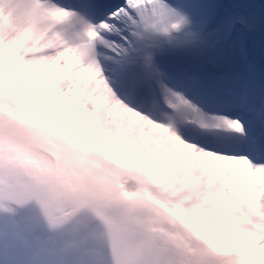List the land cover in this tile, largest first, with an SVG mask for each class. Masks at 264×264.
<instances>
[{
	"label": "snow or ice",
	"instance_id": "obj_1",
	"mask_svg": "<svg viewBox=\"0 0 264 264\" xmlns=\"http://www.w3.org/2000/svg\"><path fill=\"white\" fill-rule=\"evenodd\" d=\"M98 124L177 201L189 264H264V0H0V180L108 147Z\"/></svg>",
	"mask_w": 264,
	"mask_h": 264
},
{
	"label": "clouds",
	"instance_id": "obj_2",
	"mask_svg": "<svg viewBox=\"0 0 264 264\" xmlns=\"http://www.w3.org/2000/svg\"><path fill=\"white\" fill-rule=\"evenodd\" d=\"M29 8H17L13 22L24 23ZM41 155L48 167L19 171L15 187L0 180V264H189L160 222L134 215L135 201L115 183L52 151Z\"/></svg>",
	"mask_w": 264,
	"mask_h": 264
},
{
	"label": "rangeland",
	"instance_id": "obj_3",
	"mask_svg": "<svg viewBox=\"0 0 264 264\" xmlns=\"http://www.w3.org/2000/svg\"><path fill=\"white\" fill-rule=\"evenodd\" d=\"M71 143V150L66 153V157L71 163L73 170L81 173L93 175L99 178L110 180L115 183L119 194L135 201L134 215L137 218L158 221L160 231L173 243L188 251L197 247L194 241L186 236L184 230L170 222L168 209L175 207L177 201L174 199L163 200L161 189L152 184L149 175H144L143 181L137 184L130 181L128 170L124 166L116 164L115 159L105 156L101 152L95 151L90 144ZM41 153V148L36 149ZM127 181V186H135V192L131 195L125 192L122 180Z\"/></svg>",
	"mask_w": 264,
	"mask_h": 264
},
{
	"label": "bare ground",
	"instance_id": "obj_4",
	"mask_svg": "<svg viewBox=\"0 0 264 264\" xmlns=\"http://www.w3.org/2000/svg\"><path fill=\"white\" fill-rule=\"evenodd\" d=\"M258 43V41H257ZM94 138L100 141H105L109 146L108 147H93L95 151L101 152L105 156H110L116 164L119 166H124L128 170V175L130 181H134L135 183L139 184L143 181L144 175H149L146 170V161L143 157H140L137 163H132L131 161L136 160L137 157L132 152H124L122 151V141L124 137L120 134L116 128V125L113 124L112 126H104V125H96L95 131L93 133ZM91 145V144H90ZM153 185L162 189V185L155 183L152 178L149 176ZM121 184L125 187V192L129 195L135 192V186L129 184L127 186V181L122 180Z\"/></svg>",
	"mask_w": 264,
	"mask_h": 264
},
{
	"label": "flooded vegetation",
	"instance_id": "obj_5",
	"mask_svg": "<svg viewBox=\"0 0 264 264\" xmlns=\"http://www.w3.org/2000/svg\"><path fill=\"white\" fill-rule=\"evenodd\" d=\"M167 238V237H166ZM178 249H181L182 247L178 246V245H175ZM183 249V248H182Z\"/></svg>",
	"mask_w": 264,
	"mask_h": 264
},
{
	"label": "water",
	"instance_id": "obj_6",
	"mask_svg": "<svg viewBox=\"0 0 264 264\" xmlns=\"http://www.w3.org/2000/svg\"><path fill=\"white\" fill-rule=\"evenodd\" d=\"M188 256H190L191 253H186Z\"/></svg>",
	"mask_w": 264,
	"mask_h": 264
}]
</instances>
